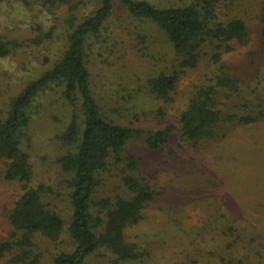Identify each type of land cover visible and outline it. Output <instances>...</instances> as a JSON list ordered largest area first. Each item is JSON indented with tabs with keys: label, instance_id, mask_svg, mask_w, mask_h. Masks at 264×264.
I'll return each mask as SVG.
<instances>
[{
	"label": "rangeland",
	"instance_id": "obj_1",
	"mask_svg": "<svg viewBox=\"0 0 264 264\" xmlns=\"http://www.w3.org/2000/svg\"><path fill=\"white\" fill-rule=\"evenodd\" d=\"M22 1L0 0V35L22 43L20 50L0 58V111L4 114L11 99L60 60L70 30L65 22L69 5L51 12L33 0L30 4ZM144 1L167 8L196 0ZM263 4L264 0H223L216 7L219 24L239 18L249 28L248 44L232 43L234 49L222 56V63L240 79L239 93L227 102L228 108L255 120L228 125L226 136L197 151L180 139V113L194 86L216 69L209 58L215 37L204 35L207 42L200 48L198 67L185 68L174 94H157L149 81L163 73L179 72L181 62L191 56L177 53L156 22L132 15L113 0L102 30L88 38L92 95L102 115L114 124L153 132L172 125L174 130L169 141L157 149H151L144 136L125 145L140 160V176L159 193L145 218L127 234L145 256L119 263L100 250L85 264H264V113L259 114L264 107V44L259 21ZM81 15L79 11L78 17ZM216 25L212 26L213 36ZM62 87L49 84L33 99L31 122L21 142L34 170L31 184L52 188L45 201L65 220L66 231L59 243L36 238L37 252L43 256L39 264H54L56 255L74 245L67 233L72 212L67 176L57 163L68 152L59 136L74 112L61 95ZM158 96H173L174 102L164 103ZM76 112L81 123L80 102ZM4 168L0 160V241L9 236V216L20 194L19 184L4 180ZM115 169L105 175L96 197L114 196L123 190ZM0 264L11 263L4 259Z\"/></svg>",
	"mask_w": 264,
	"mask_h": 264
},
{
	"label": "trees",
	"instance_id": "obj_2",
	"mask_svg": "<svg viewBox=\"0 0 264 264\" xmlns=\"http://www.w3.org/2000/svg\"><path fill=\"white\" fill-rule=\"evenodd\" d=\"M33 1L51 12L64 4L69 5L70 13L65 22L70 30L67 47L60 60L11 99L5 114L0 111L3 178L20 185V194L9 216L11 231L7 239L0 241V261L8 259L11 264H39L43 256L37 252L36 238L41 236L56 244L66 231L62 215L45 201V196L53 193L52 188L43 183L31 184L33 166L29 154L21 149L31 122L30 105L52 83L63 86L61 95L74 110L68 127L59 136L68 152L57 159L67 176L66 186L72 208L67 233L74 245L56 255L53 263L85 264L88 257L100 250L112 254L119 263L138 260L145 253L137 243L127 239L128 230L145 218L146 210L158 200L159 193L140 176V160L129 154L125 145L133 138L144 136L149 147L157 149L169 141L174 126L168 125L153 132L114 124L102 115L92 95L87 68L88 38L102 30L112 13L113 0ZM117 1L132 15L156 22L166 32L177 53L191 56L187 62H181V75L177 71L163 73L149 81L151 90H156L157 94H174L185 68L198 67L199 54L207 42L204 35L211 34L216 39L209 57L216 69L205 77L206 81L200 79V83L194 86L180 113L181 141L187 142L194 150H204L203 145L226 136L224 129L228 125H247L255 120L228 108L227 102L239 93L240 79L222 63V56L233 51L232 43L247 45L250 31L239 18L223 24L215 21L216 7L223 0H196L188 5L167 8L156 7L144 0ZM22 2L30 4L29 0ZM79 11L83 13L81 18L78 17ZM259 19L264 44V4ZM215 24L218 30L213 36L211 32ZM21 48V42L0 35V58H7ZM202 53L207 54L206 50ZM158 98L164 103L174 102L173 96ZM78 102L81 104V123L76 112ZM263 113L264 107L259 114ZM113 167L123 190L114 196L96 197L105 175L111 173Z\"/></svg>",
	"mask_w": 264,
	"mask_h": 264
}]
</instances>
